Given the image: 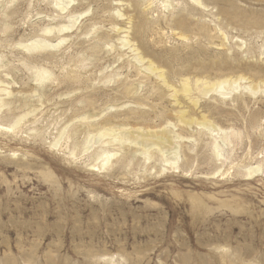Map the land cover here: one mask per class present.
I'll use <instances>...</instances> for the list:
<instances>
[{"label": "rangeland", "instance_id": "1", "mask_svg": "<svg viewBox=\"0 0 264 264\" xmlns=\"http://www.w3.org/2000/svg\"><path fill=\"white\" fill-rule=\"evenodd\" d=\"M56 1L0 0V81L15 115L37 109L18 132L0 129V264H264V0H74L69 9L90 5L68 40L48 56L26 52L20 42L58 12ZM182 9L186 31L170 20ZM91 24L96 31L82 33ZM126 36L159 72L142 67ZM24 61L53 80L36 89ZM185 80L191 98L173 91ZM196 80L228 81V93L204 83L196 91ZM181 109L237 133L220 158L211 134L180 123ZM171 121L191 156L181 169L162 171L129 141L95 133L162 132Z\"/></svg>", "mask_w": 264, "mask_h": 264}, {"label": "bare ground", "instance_id": "2", "mask_svg": "<svg viewBox=\"0 0 264 264\" xmlns=\"http://www.w3.org/2000/svg\"><path fill=\"white\" fill-rule=\"evenodd\" d=\"M73 1L74 0H68V1L58 0V1H56L55 7L58 9V12L57 13L55 12V14L54 13L47 14V17H48L47 23L44 24L43 26H40L39 30L35 32L33 37H31L30 39H27L25 41L20 42V44H22V48L24 50H26V52H29V53H35V52L41 53V52L47 51L46 56H48V52L50 50H52L53 48H60L68 40V33L76 26L79 19L81 17H83L85 15V13L87 14V12L89 10V8H88L90 5V4H88L89 1L87 3L88 5L86 3H81L80 5L82 7L81 8L78 7L79 9L77 7H75L76 5L73 6L74 8L69 9V7L72 6L71 3ZM194 2L198 6H201L202 8H207V6H208L206 0H194ZM84 5H87V6H84ZM170 5H171L170 2L167 1V2H165L164 7L168 8ZM192 8H194V6H192ZM118 14L120 17L124 16V14H122V12H120V11L118 12ZM188 17L190 20L189 10L182 9L181 11L178 12V14L176 16L174 13L170 20H171V23L173 25L177 26L180 30L186 31V30H188V27L190 26V25H187L188 24L187 21H189V20H187ZM194 24L197 26L198 29L201 28V25H199V24L197 25L196 23H194ZM94 26H95L94 24H91L87 27L85 26L83 28L82 33L90 34L94 30ZM247 26H249V25H247ZM177 27H175V28H177ZM94 31H96V29ZM54 35H56V37H54V38L57 39V42H54L52 39V36H54ZM100 39H102V38H100ZM123 41H124L123 46L129 45L130 48H128V49L129 50L131 49L130 51L134 52V58L142 64L143 68H146L148 70L150 69L153 72H157V71L159 72L160 69L155 67V65L153 64V62L151 60H148V64L146 63L147 65L146 64L143 65L145 58L141 55L139 49L136 46L132 45L131 40L128 39L127 36ZM93 45L94 44H92V46ZM97 46H98V44H97ZM94 47H95V45L92 47V51H93ZM94 50L96 51V49H94ZM2 59H3V56L0 55V70L1 69L4 70V67H5L4 63L2 62ZM30 59H31L30 62H32V56ZM34 59H35V62H41V61H39V57H38V59L36 57H34ZM34 59H33V61H34ZM24 64L30 70L33 71L34 81H36L38 83V85L36 86V89L42 87L45 84V82H47L49 80H53L54 74L48 68L43 67V66L38 67L36 64L33 67H31V66H29L30 63H26L25 61H24ZM159 76L162 77L163 81L165 80V75L163 72L160 73ZM115 77H116V74L115 75L110 74V75L106 76L104 82L105 83L112 82V81H114ZM70 82H72V81H70ZM227 82L228 81H224V80L220 81L217 84L216 88H214V86L206 87V84H208V82L205 80H196L193 83V85H194V89L196 91H198L200 85L202 83H204L205 92H208L212 89H214V91H217V89L220 88L223 91H219V93L225 95L228 93V91L225 89ZM189 83L190 82L188 80H185L182 90L179 91V90H177V88L176 89L173 88L174 93L179 94V92H183L185 95H187V97L191 98V95L189 93H190V91H192V89L187 86V85H189ZM4 84H6V83H3L2 81H0V112L3 111V113H4L2 118H6V117L11 118L13 123H9V124H7V126H5L4 124H1V122H0V129L5 130L6 132H10L13 130H15V132H18V130H16V129L19 127L22 120L23 119L25 120V118L29 117L30 115H35V113L37 112V109L33 108V107L32 108L29 107L28 109H25L26 111L23 115H21V116L15 115V113L13 111V107H12V102L8 99V97L13 95V92H12V90L4 87ZM131 86H133V85L130 84V87ZM130 87L126 86V89H128V91L125 89L127 91V94L130 90L129 89ZM248 88L249 89L251 88V84L249 85ZM75 90H77V89H75ZM256 90L257 89L253 87L250 91L255 94L257 92ZM132 91H134V90H132ZM132 93H134V92H132ZM132 93H130V94L132 95ZM34 94L39 95L40 97H43V95H41L38 90H36ZM129 95H126V96H129ZM91 98H93V97H91ZM95 101H94V103H95ZM92 102H93V100H92ZM174 104H176V103L174 102ZM185 110L186 109L180 110V112H181V116L179 115L180 116V123H183L184 125H190V126L193 124L199 125L201 128L206 130L207 133L211 134L212 135V141L209 145H210L211 150L213 152V156H215L216 158H220V156H222V153H221L222 144L227 142V139L230 136V134L234 133L236 135L237 133L235 131H228V130L222 129L221 127L215 125L212 121L208 120L206 118V116H204V115L202 117L203 118L202 120L194 119L193 117L188 116V114H186ZM81 119L85 120V121L86 120L89 121L90 117L89 116H83ZM175 127H176L175 122L171 121V122H168V124H167V128H169L170 130L167 129L168 131L163 130L162 132H150V133H146V134L143 132L141 134H135L134 132H132V133H130V135H127V133H125V135H124V134H118V133L114 134V131H115L114 128H103V129L100 128L98 130V132H95V133H99L103 136L110 135V140L106 141V143H109V144L116 143V142L122 143L123 141H129V143L131 145H134L135 147H137L136 151L139 152V154L143 155L146 162L150 161L153 158H156V161H158L162 167V171H166L168 168L173 169V170L181 169L182 166L180 163L183 162V159H182L183 156L186 157V160H187L186 163L189 161V159L191 157L186 152L184 153L181 151V148H182L181 140L184 139V136L177 134V132L175 131ZM93 128H94V126H92V125L89 126V130L87 131L86 137L83 139L82 142H80L81 143V145H80L81 152H86L89 150V148H90V146H89L90 136L95 134V133H92ZM158 133H160V134H158ZM62 134H63V132H62ZM69 138H71V137L69 136ZM188 139H189V137H188ZM57 144H59V141H57L54 144V146ZM75 149H76V146H75ZM69 153L73 157L76 155L75 151H70ZM154 153H157V156H154ZM110 155L109 154L106 155L107 160L105 161V164H107L109 162ZM259 166L260 165H258L257 167L249 166L246 169L247 175H252L254 172L258 171ZM154 167H156V166H152L151 168H154Z\"/></svg>", "mask_w": 264, "mask_h": 264}]
</instances>
